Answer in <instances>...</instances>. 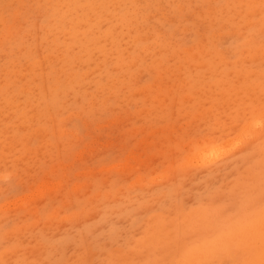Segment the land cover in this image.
I'll list each match as a JSON object with an SVG mask.
<instances>
[{
  "label": "rangeland",
  "instance_id": "obj_1",
  "mask_svg": "<svg viewBox=\"0 0 264 264\" xmlns=\"http://www.w3.org/2000/svg\"><path fill=\"white\" fill-rule=\"evenodd\" d=\"M0 264H264V0H0Z\"/></svg>",
  "mask_w": 264,
  "mask_h": 264
},
{
  "label": "bare ground",
  "instance_id": "obj_2",
  "mask_svg": "<svg viewBox=\"0 0 264 264\" xmlns=\"http://www.w3.org/2000/svg\"><path fill=\"white\" fill-rule=\"evenodd\" d=\"M71 9L72 8L70 7V10ZM56 24H59V18L58 17H55V16H48L47 17V19L45 21V25L46 26H48V25L51 26L52 25V27H53ZM60 35H62V30L60 28H57V29H54L53 31H51L48 34V37L43 38L46 49H49L48 51L51 50L52 53H54V50H55L57 45L55 46L53 42L58 41V38L60 39ZM215 155H217V154H215Z\"/></svg>",
  "mask_w": 264,
  "mask_h": 264
}]
</instances>
